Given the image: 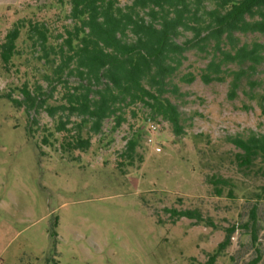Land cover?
<instances>
[{"label":"rangeland","instance_id":"rangeland-1","mask_svg":"<svg viewBox=\"0 0 264 264\" xmlns=\"http://www.w3.org/2000/svg\"><path fill=\"white\" fill-rule=\"evenodd\" d=\"M69 12L66 0H0V264H205L234 226L215 264H248L258 255L264 264V162L240 166L241 150L226 139L264 132V61L229 63L225 80L206 83L202 69L219 52L213 43L189 49L165 93L182 113L181 133L161 116L153 129L150 107L139 102L124 105L120 126L108 117L98 133L83 127L91 136L86 151L63 149L76 131L57 126L75 128L81 117L50 113L63 104V88L51 86L53 62L40 59L29 34L30 20L44 22L48 45L61 43ZM17 23L23 27L6 66L1 45ZM238 35L241 43L264 44V33ZM191 37L183 32L177 40ZM188 73L194 81L182 80ZM39 84L47 91L42 106L12 101ZM130 139L137 142L132 157L125 155ZM215 178L227 181L220 195ZM173 209L194 210L203 221L174 219Z\"/></svg>","mask_w":264,"mask_h":264},{"label":"trees","instance_id":"trees-1","mask_svg":"<svg viewBox=\"0 0 264 264\" xmlns=\"http://www.w3.org/2000/svg\"><path fill=\"white\" fill-rule=\"evenodd\" d=\"M66 3L70 6L67 17L71 22L65 25L66 35H59L63 38L61 43L48 45V27L44 22L30 20L29 34L43 51L40 59L53 62V75H46L51 86L56 82L63 88V104L51 106L50 113L54 115L57 109H63L68 111L69 119L71 115L81 117L75 128H68V121L57 126L58 131H76L66 136L63 149L66 144L70 150L86 151L91 136L82 135L83 127L89 126L92 133H98L108 117H114L116 126H120L125 121L124 107L139 102L150 107L151 120L161 116L181 133L182 113L165 93L189 49L197 46L204 49L213 43L214 50L219 52L202 69L201 77L206 83L225 80L222 67L229 63L251 62V67H255L264 61V44L241 43L238 35L264 33V0H132L124 6L118 5L117 0H66ZM22 27L17 23L1 45V58L6 66L15 54ZM188 31L192 37L179 42L177 38ZM244 72H236L231 83L232 96L236 95ZM72 76L76 77L75 84H70ZM195 78L196 74L188 73L182 80L192 82ZM23 92L25 100L12 101L25 102L27 109L42 106L43 95L47 94L40 84L35 93L28 88H23ZM226 139L241 150L236 154L240 166L252 169L259 159L264 162V132L252 130L247 136L229 135ZM136 145V140L130 139L125 155L132 157ZM223 183L227 181L220 178L213 182L219 195L222 194L219 184ZM170 211L174 219L203 221L202 215L194 210ZM235 230V226L227 229L225 239L205 264H215ZM252 239L258 240L256 231ZM261 258L258 255L248 264H260Z\"/></svg>","mask_w":264,"mask_h":264},{"label":"built area","instance_id":"built-area-1","mask_svg":"<svg viewBox=\"0 0 264 264\" xmlns=\"http://www.w3.org/2000/svg\"><path fill=\"white\" fill-rule=\"evenodd\" d=\"M149 121L151 122V126H152V128L155 129V128H156V124L154 123V121L151 120L150 118H149Z\"/></svg>","mask_w":264,"mask_h":264}]
</instances>
